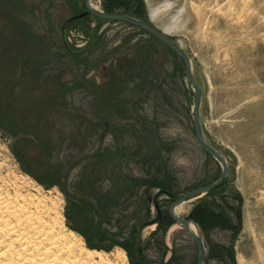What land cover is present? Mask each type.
<instances>
[{
	"label": "rangeland",
	"instance_id": "1",
	"mask_svg": "<svg viewBox=\"0 0 264 264\" xmlns=\"http://www.w3.org/2000/svg\"><path fill=\"white\" fill-rule=\"evenodd\" d=\"M143 19L191 59L205 140L223 184L182 204L207 264H264V0H91ZM84 0H0V184L20 178L117 264H197L169 207L219 179L198 143L182 60L144 30L88 16ZM160 200L163 221L147 196ZM26 191V190H25ZM221 213L206 230L202 205ZM193 223V224H194ZM140 250V251H139Z\"/></svg>",
	"mask_w": 264,
	"mask_h": 264
},
{
	"label": "bare ground",
	"instance_id": "2",
	"mask_svg": "<svg viewBox=\"0 0 264 264\" xmlns=\"http://www.w3.org/2000/svg\"><path fill=\"white\" fill-rule=\"evenodd\" d=\"M93 5V4H92ZM26 190V191H25ZM60 205L49 194L20 178L0 184V264H117L125 252L90 250L68 231ZM180 205L176 215L183 214ZM191 230L197 227L191 223Z\"/></svg>",
	"mask_w": 264,
	"mask_h": 264
},
{
	"label": "water",
	"instance_id": "3",
	"mask_svg": "<svg viewBox=\"0 0 264 264\" xmlns=\"http://www.w3.org/2000/svg\"><path fill=\"white\" fill-rule=\"evenodd\" d=\"M84 4H85L84 11L69 19L67 23H71L74 22L75 20H80L91 15L101 20L111 21L115 23H125L130 26L140 28L149 35L158 39L164 45H166L172 52H174L182 60L184 64L185 76L189 82V85L192 86L195 93L193 117H192V124H193L195 137L198 143L200 144V146L202 147V149L205 151V153H207L209 156H211L212 158H214L216 161L219 162V164L223 168V172L222 175L219 177V179H217L213 183L203 187L192 189L186 192L181 197L176 198L169 207V216L174 223L183 226L188 236L191 237L192 240L195 242L196 250H197V264H207L205 259L204 240L199 231L198 225L189 219L180 218L179 216H177L176 209L183 203L194 199L202 198L203 196L208 195L213 190L221 186L229 174V165L227 159L219 151H217L215 148L209 145L205 140L203 128L200 120V107H201V98H202L201 89L197 80L193 75V71L191 67V59L189 55L179 47V45L175 42V40L172 37L167 35L165 32L161 31L160 29L156 28L151 23L143 19H140L138 17H133L130 15L109 13V12L97 10L93 7L91 0H84ZM164 195L167 196L168 198L174 199V195L170 191L163 189L157 191V193L153 197L147 196V200L153 204L154 209L157 213L156 218L153 219L151 222L147 223V225L158 224L162 221L160 200ZM191 223H194V225L197 227V232H193L191 230ZM137 264H141V262Z\"/></svg>",
	"mask_w": 264,
	"mask_h": 264
},
{
	"label": "trees",
	"instance_id": "4",
	"mask_svg": "<svg viewBox=\"0 0 264 264\" xmlns=\"http://www.w3.org/2000/svg\"><path fill=\"white\" fill-rule=\"evenodd\" d=\"M107 12L110 13L109 10H107ZM86 19V18H85ZM83 19V20H85ZM220 187V186H219ZM210 194V193H209ZM222 214L221 213H215L213 211H211L209 209V206H207L206 204L201 207H199L197 210H195L192 213V218L199 223V225L201 226V228H203L204 230H206V227L208 226V224H216L218 223V220L220 218ZM172 220V219H171Z\"/></svg>",
	"mask_w": 264,
	"mask_h": 264
},
{
	"label": "flooded vegetation",
	"instance_id": "5",
	"mask_svg": "<svg viewBox=\"0 0 264 264\" xmlns=\"http://www.w3.org/2000/svg\"><path fill=\"white\" fill-rule=\"evenodd\" d=\"M163 219H164V217H163V214H162V221H163ZM162 221H161V222H162ZM161 222H160V223H161ZM139 251H140V250H139ZM140 262H141V264H143V261H140ZM140 262H139V263H140Z\"/></svg>",
	"mask_w": 264,
	"mask_h": 264
}]
</instances>
